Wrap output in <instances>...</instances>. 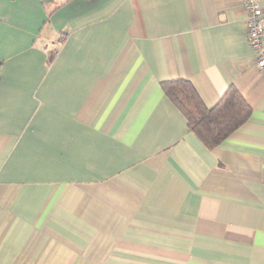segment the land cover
<instances>
[{
  "label": "crops",
  "instance_id": "crops-1",
  "mask_svg": "<svg viewBox=\"0 0 264 264\" xmlns=\"http://www.w3.org/2000/svg\"><path fill=\"white\" fill-rule=\"evenodd\" d=\"M246 17L243 0H0V264H264ZM181 78L208 108L235 85L248 119L208 147L163 89Z\"/></svg>",
  "mask_w": 264,
  "mask_h": 264
},
{
  "label": "trees",
  "instance_id": "trees-1",
  "mask_svg": "<svg viewBox=\"0 0 264 264\" xmlns=\"http://www.w3.org/2000/svg\"><path fill=\"white\" fill-rule=\"evenodd\" d=\"M51 14L52 11L49 15ZM49 22L50 19L47 23ZM64 33L59 34L56 39L58 44H61ZM57 51L58 48H53L48 52V66L54 60ZM162 86L166 95L187 118L189 129L210 148L219 144L242 125L251 113V107L233 84L211 108L203 104L196 89L187 79L166 80L162 82Z\"/></svg>",
  "mask_w": 264,
  "mask_h": 264
},
{
  "label": "built area",
  "instance_id": "built-area-1",
  "mask_svg": "<svg viewBox=\"0 0 264 264\" xmlns=\"http://www.w3.org/2000/svg\"><path fill=\"white\" fill-rule=\"evenodd\" d=\"M246 8V31L249 45L257 54L256 64L264 74V13L261 0H243ZM66 33L62 35V41Z\"/></svg>",
  "mask_w": 264,
  "mask_h": 264
}]
</instances>
